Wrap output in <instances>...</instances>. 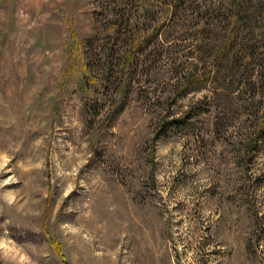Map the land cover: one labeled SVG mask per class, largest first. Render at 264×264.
<instances>
[{"label":"rangeland","instance_id":"rangeland-1","mask_svg":"<svg viewBox=\"0 0 264 264\" xmlns=\"http://www.w3.org/2000/svg\"><path fill=\"white\" fill-rule=\"evenodd\" d=\"M167 2L0 0V264H264V40L193 77L198 48H129Z\"/></svg>","mask_w":264,"mask_h":264},{"label":"trees","instance_id":"trees-1","mask_svg":"<svg viewBox=\"0 0 264 264\" xmlns=\"http://www.w3.org/2000/svg\"><path fill=\"white\" fill-rule=\"evenodd\" d=\"M81 0H74V8L80 5ZM167 13L168 19L162 20V22L150 30L146 27L143 32L135 38H131L129 48H156L164 47L165 43L167 47L182 43L184 48H198L194 53L191 52V56L199 63H193L190 68L192 71L191 76H195L198 72L199 66H206L204 63L206 59H210L209 72H206L207 81L218 79H225L222 74L219 73L217 68L216 57L213 56L214 52L211 48H241L249 49L244 51L246 53L245 60L252 61L256 54L254 48H262V42L264 40V0H167ZM182 3L188 5H195L196 11L193 12L191 8V14L194 15V20L197 25V30L193 31L191 36H178L180 38H172L168 35L170 33L169 28L174 26V20L171 18L175 13V9H178ZM173 6L174 8H170ZM201 7V8H200ZM187 10V9H185ZM217 12L221 13L219 21H216ZM226 15H223V14ZM209 18V19H208ZM69 21V19H68ZM199 22V24H198ZM208 29L209 31H206ZM147 30V31H146ZM205 31V33H203ZM168 35V36H167ZM175 39V40H172ZM224 39L223 44L221 41ZM174 42V44H172ZM196 43V44H193ZM220 44V46H219ZM206 48H209L206 50ZM243 52V53H244ZM260 65L256 64L253 68L246 70L241 67V73H246V80L255 91L258 89L264 90V54L259 57ZM231 65L228 69L234 72V63L228 61ZM238 67V66H237ZM237 69L238 74L240 70ZM186 72H181L177 75L178 80H184ZM189 77V76H188ZM198 80L196 82H207L203 73L198 74ZM192 78V77H190ZM189 78V79H190ZM214 89V88H213ZM63 264H67L61 255Z\"/></svg>","mask_w":264,"mask_h":264}]
</instances>
